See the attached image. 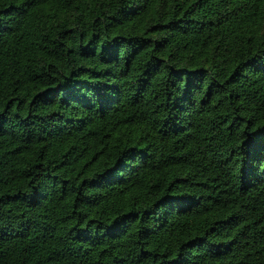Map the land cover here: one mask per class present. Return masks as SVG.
Returning <instances> with one entry per match:
<instances>
[{"label":"trees","instance_id":"16d2710c","mask_svg":"<svg viewBox=\"0 0 264 264\" xmlns=\"http://www.w3.org/2000/svg\"><path fill=\"white\" fill-rule=\"evenodd\" d=\"M0 264H264V0H0Z\"/></svg>","mask_w":264,"mask_h":264}]
</instances>
